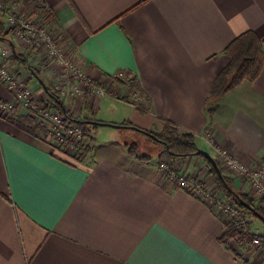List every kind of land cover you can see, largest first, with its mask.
Here are the masks:
<instances>
[{
	"label": "crops",
	"instance_id": "0c3cea01",
	"mask_svg": "<svg viewBox=\"0 0 264 264\" xmlns=\"http://www.w3.org/2000/svg\"><path fill=\"white\" fill-rule=\"evenodd\" d=\"M43 1L55 33L106 94L62 100L74 122L87 121L85 154L61 149L24 107L0 115V264H264V251L221 242L227 218L217 204L171 182L159 167L165 159L189 176L198 173L216 192L201 156L160 151L157 161L150 153L136 158L125 138L98 145L89 135L105 124L160 130L170 121L213 157L225 147L251 167L264 162V62L255 80L231 88L213 107L207 103L233 38L251 30L264 52V0ZM8 39L15 71L49 103L54 69L39 56L36 62L12 33ZM45 69L53 71L49 79ZM125 83L126 99L115 96ZM0 96L15 100L1 81ZM110 100L119 103L112 113L124 110L120 118L100 116ZM249 224L250 234L264 233V225Z\"/></svg>",
	"mask_w": 264,
	"mask_h": 264
},
{
	"label": "built area",
	"instance_id": "2783aa9c",
	"mask_svg": "<svg viewBox=\"0 0 264 264\" xmlns=\"http://www.w3.org/2000/svg\"><path fill=\"white\" fill-rule=\"evenodd\" d=\"M34 7L36 9L31 12ZM48 9L43 0H12L8 3L0 0V13H5L7 29L11 31L15 41L24 49H32L33 57L39 56L54 69V89L60 100L69 96H86L90 92L104 96L105 86L85 73L82 64L75 60L67 48L65 40L53 30L52 21L45 19V11ZM13 48L14 45L9 39L0 38V81L15 99L10 101L0 96V115L11 117L18 112L19 107H24L38 124L46 127L61 149L84 153L87 143L83 126L71 121L36 95L33 86L15 71L16 67L11 61ZM216 152L221 165L237 174L242 182L247 184L252 196L264 197V162L251 167L225 147H217ZM159 167L171 182L205 201H214L219 212L227 219L240 221L237 205L219 199L214 195L212 188L205 185L196 175L189 176L181 169L171 167L165 159L160 162ZM251 244L253 248L264 251V233H254Z\"/></svg>",
	"mask_w": 264,
	"mask_h": 264
},
{
	"label": "trees",
	"instance_id": "16d2710c",
	"mask_svg": "<svg viewBox=\"0 0 264 264\" xmlns=\"http://www.w3.org/2000/svg\"><path fill=\"white\" fill-rule=\"evenodd\" d=\"M6 3L12 0H4ZM30 10L31 8L28 7ZM36 9L34 7L31 12ZM45 19L47 21L53 20V13L50 9L45 11ZM11 33L6 26L5 13H0V38L8 39V35ZM263 41L256 35L255 32L249 30L237 35L233 40L223 49V53L229 57L228 64L217 74L211 85L207 103H210V107H213L222 98L227 91L235 87L243 81L255 80L262 69L264 62V52L262 48ZM21 57V55H18ZM17 56V57H18ZM23 62H26V58H20ZM33 73L38 74L37 67H30ZM32 66V65H31ZM132 86V85H131ZM50 102L46 103L49 106L55 107L59 112L66 115L71 121H77L73 114L68 111L62 100L57 96L55 91H49ZM126 99L125 96L121 97ZM28 123H32L29 118ZM80 123L84 127V137L88 132L87 121L81 120ZM33 124V123H32ZM132 125V123H124ZM88 126V127H87ZM139 131L144 132L157 143L161 151L171 154L176 157H188L192 155L201 156L208 166L209 173L212 175L216 189L221 191L228 201L233 202L239 208L240 221L236 222L233 219H226L224 224L226 229L220 236V241L228 244L229 241L235 240L238 243L246 244L252 240L254 233L251 231V225L249 224V218H255L260 220L264 224V197L255 200L251 194L247 191L240 190L235 187L234 179L223 171V168L215 156V159L223 173V181L212 162L204 157V155L197 153L199 149L196 144L195 135L190 132L180 131L176 125L170 121H165L164 126L160 130L143 129L137 127ZM147 132V133H146ZM128 152L136 157L148 159L149 153H141L137 143H126ZM88 150V144L86 145ZM225 183L233 190H229Z\"/></svg>",
	"mask_w": 264,
	"mask_h": 264
},
{
	"label": "rangeland",
	"instance_id": "374dc122",
	"mask_svg": "<svg viewBox=\"0 0 264 264\" xmlns=\"http://www.w3.org/2000/svg\"><path fill=\"white\" fill-rule=\"evenodd\" d=\"M22 50H23V46H22ZM35 61L38 62L39 61L38 58H36ZM42 65H44V64H42ZM50 75H51V77L53 76V71L51 72V71H47L45 69V75H44L45 79H49L48 77ZM48 83H49V81H48ZM51 83H52V81H50V86L52 85ZM53 83H54V78H53ZM53 85H55V84H53ZM129 88H130L129 83L117 85V87L114 89L115 90V96L119 95L122 97L124 94H127V91ZM134 91H135V95H133L131 97L133 99H135V102H137V101L139 102L140 99L142 98V96H141V94L138 93L139 92L138 90H134ZM103 98L104 97L102 96V99ZM110 101H111V105H107V106L103 105L102 109L99 110L100 116H102L103 118H109L108 120L113 118V116H117L118 118H120L119 116L124 112V110L121 109L120 113H117V114L112 113L113 112L112 111L113 105L116 106L119 103L116 100H110ZM104 102L106 103L107 101H104ZM124 106L125 105H123V107ZM128 108H129L128 106H125V110L128 111ZM96 129H97L96 131L93 129H90L89 135L94 137V139H95V141H97L98 145L105 144L110 140L125 138L126 140H128L127 143H137L141 153H150L152 160L157 161L158 154L161 151V148L157 143H155V141H153L151 138H149V136L147 134H145L144 132L139 131V130L136 131V130H133L129 127H124V128L121 127V129H119V128H115V127H112L111 125H107V124H105V126H97ZM161 152H163V151H161ZM84 154H85V152H84ZM191 175H196V177H198V178L201 177L198 175V173H194ZM200 179L203 181V183L205 185H208V187L212 188V190H213L214 184L209 185V183L204 182V179H202V177ZM214 183H215V181H214ZM215 185H216V183H215ZM215 190H216V192L213 190V193L215 195H218L219 199L224 200V201H228L226 199L225 195L221 191L216 189V186H215ZM252 198H254L255 200H259V198L255 197V196H252ZM249 221L251 222L253 227L259 223H260V225L261 224L264 225L260 220H257L255 218H249ZM251 242H252V240L250 242L246 243L245 244L246 247H248V248H250V246L252 247ZM234 244L236 245L237 249L241 250L240 248H242V245H239L238 243H235V242H234ZM251 249L254 250V248H251Z\"/></svg>",
	"mask_w": 264,
	"mask_h": 264
},
{
	"label": "water",
	"instance_id": "95a60500",
	"mask_svg": "<svg viewBox=\"0 0 264 264\" xmlns=\"http://www.w3.org/2000/svg\"><path fill=\"white\" fill-rule=\"evenodd\" d=\"M96 123H99V122H96ZM135 128H136V127H135ZM146 133H147V132H146ZM147 134H149V133H147ZM197 153L202 154V155H204V157H206L207 159H209V160L212 162V164L214 165V167L216 168V170H217L218 175L220 176V178H221L223 181H225V180H224V177H223V173H222V171H221V169H220V167H219V165H218V163H217L215 157H213L208 151H206V150H204V149H201V148H199V149L197 150ZM225 186H226L229 190H232V189L228 186L227 183H225ZM232 191H233V190H232ZM261 217L264 219V216H261Z\"/></svg>",
	"mask_w": 264,
	"mask_h": 264
}]
</instances>
